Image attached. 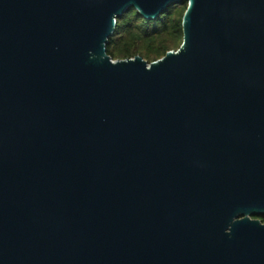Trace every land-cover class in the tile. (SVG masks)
I'll use <instances>...</instances> for the list:
<instances>
[{
    "label": "water",
    "instance_id": "1",
    "mask_svg": "<svg viewBox=\"0 0 264 264\" xmlns=\"http://www.w3.org/2000/svg\"><path fill=\"white\" fill-rule=\"evenodd\" d=\"M263 215L264 0H0V264H264Z\"/></svg>",
    "mask_w": 264,
    "mask_h": 264
},
{
    "label": "trees",
    "instance_id": "2",
    "mask_svg": "<svg viewBox=\"0 0 264 264\" xmlns=\"http://www.w3.org/2000/svg\"><path fill=\"white\" fill-rule=\"evenodd\" d=\"M187 8V2L175 3L153 20L130 8L117 19L115 33L107 44L108 55L115 61L141 56L153 63L169 51L179 50L184 41L183 18ZM257 218L264 222V215Z\"/></svg>",
    "mask_w": 264,
    "mask_h": 264
},
{
    "label": "flooded vegetation",
    "instance_id": "3",
    "mask_svg": "<svg viewBox=\"0 0 264 264\" xmlns=\"http://www.w3.org/2000/svg\"><path fill=\"white\" fill-rule=\"evenodd\" d=\"M259 219V218H258ZM261 220V219H260Z\"/></svg>",
    "mask_w": 264,
    "mask_h": 264
}]
</instances>
